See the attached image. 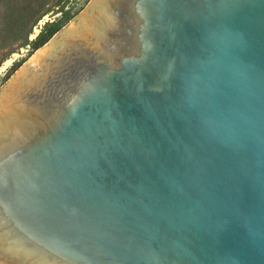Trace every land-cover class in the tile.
<instances>
[{
	"label": "water",
	"instance_id": "water-1",
	"mask_svg": "<svg viewBox=\"0 0 264 264\" xmlns=\"http://www.w3.org/2000/svg\"><path fill=\"white\" fill-rule=\"evenodd\" d=\"M0 264H264V0H91L17 70Z\"/></svg>",
	"mask_w": 264,
	"mask_h": 264
},
{
	"label": "rangeland",
	"instance_id": "rangeland-1",
	"mask_svg": "<svg viewBox=\"0 0 264 264\" xmlns=\"http://www.w3.org/2000/svg\"><path fill=\"white\" fill-rule=\"evenodd\" d=\"M91 0H0V88ZM70 18V19H66ZM62 24L37 50L31 46L46 23Z\"/></svg>",
	"mask_w": 264,
	"mask_h": 264
},
{
	"label": "trees",
	"instance_id": "trees-1",
	"mask_svg": "<svg viewBox=\"0 0 264 264\" xmlns=\"http://www.w3.org/2000/svg\"><path fill=\"white\" fill-rule=\"evenodd\" d=\"M70 19V18H66ZM62 24L55 22L46 23L45 28L40 32V34L31 42V46L34 50L39 49L44 44H46L49 39L60 29Z\"/></svg>",
	"mask_w": 264,
	"mask_h": 264
}]
</instances>
